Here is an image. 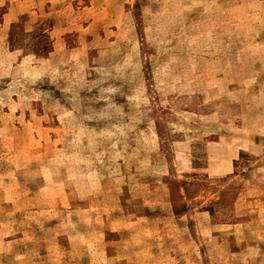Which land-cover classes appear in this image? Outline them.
<instances>
[{
	"label": "rangeland",
	"instance_id": "obj_1",
	"mask_svg": "<svg viewBox=\"0 0 264 264\" xmlns=\"http://www.w3.org/2000/svg\"><path fill=\"white\" fill-rule=\"evenodd\" d=\"M0 264H264V0H0Z\"/></svg>",
	"mask_w": 264,
	"mask_h": 264
}]
</instances>
